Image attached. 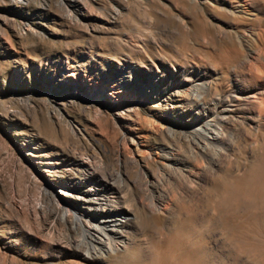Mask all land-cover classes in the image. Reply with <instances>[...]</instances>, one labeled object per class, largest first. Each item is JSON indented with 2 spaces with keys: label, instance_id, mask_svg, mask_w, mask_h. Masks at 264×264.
I'll list each match as a JSON object with an SVG mask.
<instances>
[{
  "label": "rangeland",
  "instance_id": "374dc122",
  "mask_svg": "<svg viewBox=\"0 0 264 264\" xmlns=\"http://www.w3.org/2000/svg\"><path fill=\"white\" fill-rule=\"evenodd\" d=\"M262 42L264 0H0V264H66L58 251L80 232L64 203L117 201L144 244L189 204L222 244L205 192L225 155L210 169L190 129L214 97L264 80ZM234 124L244 144L254 129Z\"/></svg>",
  "mask_w": 264,
  "mask_h": 264
},
{
  "label": "bare ground",
  "instance_id": "6f19581e",
  "mask_svg": "<svg viewBox=\"0 0 264 264\" xmlns=\"http://www.w3.org/2000/svg\"><path fill=\"white\" fill-rule=\"evenodd\" d=\"M237 6L241 4L232 5L234 12ZM250 57L256 55L250 54ZM259 73L262 76L263 73ZM150 78L143 86L145 90L150 89L154 81ZM248 85L246 90L235 87L234 92L238 94L233 93L230 99L214 97L206 117L195 119L197 125H191L190 129L201 154L207 156L210 169L215 171L218 156L225 155L221 171L214 175L212 187L205 192L213 211L219 214L224 236L222 244L213 246L209 242L212 217L202 210L195 211L189 204L183 205L184 217L179 224L172 227L157 225L144 244L137 240L130 218H120L121 214H127V208L117 201H104L105 206L99 210L88 209V213L64 203L62 217L73 214V223L80 235L67 247L60 248L58 256L66 264H246L239 262L241 255L264 262V80L254 77ZM169 88H162L160 95L168 93ZM238 118L248 120L254 129L248 131L244 144L238 143L236 127L233 128ZM228 126L232 131L227 129ZM247 150L249 157L245 155ZM171 151L168 153L172 154ZM179 167L192 169L188 164ZM192 182L193 185L196 183L195 180ZM164 202L162 210L170 204L168 200ZM138 215L145 224L146 214L140 211ZM226 245L237 249L228 250V254L234 253L230 263L226 260Z\"/></svg>",
  "mask_w": 264,
  "mask_h": 264
}]
</instances>
